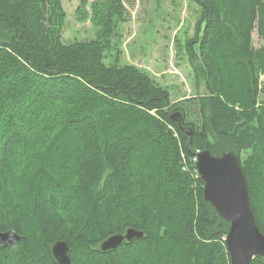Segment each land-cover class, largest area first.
<instances>
[{
	"label": "trees",
	"instance_id": "1",
	"mask_svg": "<svg viewBox=\"0 0 264 264\" xmlns=\"http://www.w3.org/2000/svg\"><path fill=\"white\" fill-rule=\"evenodd\" d=\"M192 1L181 47L204 92L172 102L145 70L105 61L123 0H93L95 38L69 43L60 0H0V232L18 235L0 264H58L59 240L70 264H231L193 161L205 149L238 155L264 234V0ZM129 228L143 235L99 249Z\"/></svg>",
	"mask_w": 264,
	"mask_h": 264
},
{
	"label": "rangeland",
	"instance_id": "2",
	"mask_svg": "<svg viewBox=\"0 0 264 264\" xmlns=\"http://www.w3.org/2000/svg\"><path fill=\"white\" fill-rule=\"evenodd\" d=\"M60 1L66 12L62 41L69 43L95 38L98 27L92 23L89 9L93 0L87 1L86 9L79 6V0ZM123 1L125 20L117 24L105 61L113 63L117 59L121 64H133L145 70L167 88L172 102L202 94L204 87L195 85L181 47L184 38L191 37L195 31L197 4L192 0ZM252 38L253 45L258 47L256 31H253Z\"/></svg>",
	"mask_w": 264,
	"mask_h": 264
},
{
	"label": "water",
	"instance_id": "3",
	"mask_svg": "<svg viewBox=\"0 0 264 264\" xmlns=\"http://www.w3.org/2000/svg\"><path fill=\"white\" fill-rule=\"evenodd\" d=\"M180 112H174L170 118L176 122L181 131L190 138L189 127L181 124ZM196 172L203 182L202 196L222 217L228 230L225 245L231 264H251L256 256L264 258V234L257 226L248 194V186L240 167L239 157L232 150L219 155L209 149L195 153ZM143 235L142 231L129 228L124 234H113L99 246L101 251L114 249L123 240L130 241ZM18 235L8 230L0 232V246L6 247L15 243ZM51 252L58 264H70L69 247L63 240L56 241Z\"/></svg>",
	"mask_w": 264,
	"mask_h": 264
},
{
	"label": "built area",
	"instance_id": "4",
	"mask_svg": "<svg viewBox=\"0 0 264 264\" xmlns=\"http://www.w3.org/2000/svg\"><path fill=\"white\" fill-rule=\"evenodd\" d=\"M193 161H196V157H195V155H194V157H193Z\"/></svg>",
	"mask_w": 264,
	"mask_h": 264
},
{
	"label": "bare ground",
	"instance_id": "5",
	"mask_svg": "<svg viewBox=\"0 0 264 264\" xmlns=\"http://www.w3.org/2000/svg\"><path fill=\"white\" fill-rule=\"evenodd\" d=\"M117 246H118V245H117ZM117 246H116V247H117Z\"/></svg>",
	"mask_w": 264,
	"mask_h": 264
}]
</instances>
